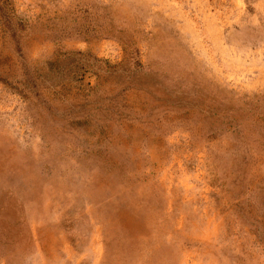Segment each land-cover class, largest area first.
Listing matches in <instances>:
<instances>
[{"label":"rangeland","instance_id":"rangeland-1","mask_svg":"<svg viewBox=\"0 0 264 264\" xmlns=\"http://www.w3.org/2000/svg\"><path fill=\"white\" fill-rule=\"evenodd\" d=\"M0 264H264V0H0Z\"/></svg>","mask_w":264,"mask_h":264}]
</instances>
